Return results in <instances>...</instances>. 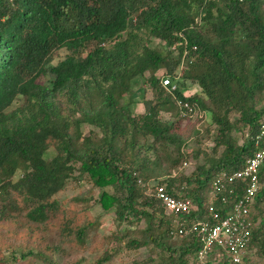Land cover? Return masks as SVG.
Wrapping results in <instances>:
<instances>
[{"label":"trees","instance_id":"16d2710c","mask_svg":"<svg viewBox=\"0 0 264 264\" xmlns=\"http://www.w3.org/2000/svg\"><path fill=\"white\" fill-rule=\"evenodd\" d=\"M147 36L161 40L165 50L147 44ZM58 48L70 54L50 64ZM159 68L164 74L157 77ZM145 72L149 74L136 86ZM41 75L46 84L37 81ZM164 76L173 89L161 84ZM192 85L199 92L187 94ZM145 87L151 98L143 99L144 111L135 114L129 104ZM262 89L264 0H0V219L9 224L21 219L26 224L21 235L29 229L28 237H33L35 228L58 209L52 196L77 171L99 189L102 210L112 208L119 221L144 220L146 232L158 230L163 243L156 245L171 252L164 240L185 239L177 248L178 264L187 253L190 264H196L199 238L192 232L177 235L176 224L145 183L153 178L170 195L190 199L196 210L178 216L184 226L198 219L217 221L206 214L207 184L221 170L241 168L257 149L253 137L264 106L256 109L255 98ZM124 94L128 100L119 105ZM18 95L22 105L7 110ZM178 100L200 114L194 124L208 115L215 128L214 146H222L207 168L197 166L179 184L174 176H149L164 169L161 152L169 149L182 156L185 139L172 122L158 117L159 111L182 117ZM81 123L99 129V137L79 138ZM232 130L245 131L241 144L231 137ZM49 150L53 153L46 158ZM176 162L170 161L171 167ZM261 177L264 159L259 187L247 202L248 250L254 243L263 247L264 222L257 226L251 216L253 206L264 199ZM244 186L235 180L220 188L213 201L219 218ZM74 231L81 239L84 228ZM129 244L138 247L146 240ZM224 259L213 261L230 264Z\"/></svg>","mask_w":264,"mask_h":264},{"label":"rangeland","instance_id":"374dc122","mask_svg":"<svg viewBox=\"0 0 264 264\" xmlns=\"http://www.w3.org/2000/svg\"><path fill=\"white\" fill-rule=\"evenodd\" d=\"M122 35L123 33L120 36ZM144 40L153 48L165 50L163 42L157 38L147 36ZM68 54L70 51L58 48L51 53L49 63L55 64ZM171 56L177 57L176 50L171 53ZM183 64L184 61H181L177 65L175 70L177 75L181 74ZM148 74L145 72L143 78L136 81V86L141 85ZM162 74H164L162 68L154 71V75L157 77ZM37 81L46 84L47 77L41 75ZM190 88L187 94L199 92L195 85ZM150 98L151 93L147 87L143 91H138L129 104L131 111L135 114L143 112L142 101ZM127 100V96L124 94L118 104L126 103ZM205 101L207 102V100ZM255 101L256 109L264 106V89L256 96ZM22 103L23 96L18 95L7 110L20 107ZM236 115V113L230 114V117ZM74 116H78V113H75ZM195 116L197 117L195 114L191 118L179 117L177 119L172 112L159 111L160 120L172 122L175 132L185 139V144L181 148L182 156L176 157L175 152L169 153V149L165 151L167 155L165 152H161V159L165 162L162 164L164 169L161 171L154 169L149 173V176H159L158 178L174 176L176 177L175 183L179 184L184 182L180 180L181 176L191 175L199 165L207 168L210 159H216L220 155L222 146H214L215 128L213 124H209L208 115L194 124ZM98 130L95 126L81 123L78 129L79 138L87 136L94 141L99 137ZM244 133L245 131L232 130L231 137L241 144L245 139ZM52 153L53 150H49L46 158ZM173 159H176L177 162L174 167H171L170 161ZM183 161L187 163L185 166L182 165ZM152 179L150 178L145 183L149 188L157 181ZM261 186H264V178H262ZM188 187L193 189L194 183H190ZM105 190L110 191V188L106 187ZM98 193L99 189L89 179L74 171L73 176L63 188L52 196L58 205L55 214L48 215L46 221L40 227L35 228L33 237H28L29 229H26L25 234L21 235L20 232L26 226L21 219L14 224L0 219V264H178L179 252L177 248L186 244L185 239L169 238L168 243L163 239L165 245L174 249L172 252L156 245V242H162L158 238V230L146 232L145 221L142 219H131V222L117 220L112 208L106 211L101 209L97 199ZM251 216L254 217L253 220L256 222L254 224L257 226L260 222H264V199L257 206H253ZM78 227L84 228L81 239L75 237L74 230ZM130 240L138 242L146 240V244L132 247L129 244ZM262 240L263 247L254 243L245 254L244 259L246 260L242 261V264H264V230ZM102 258H104L103 261L96 262ZM182 258L184 260L182 264H190V253L183 255Z\"/></svg>","mask_w":264,"mask_h":264},{"label":"built area","instance_id":"2783aa9c","mask_svg":"<svg viewBox=\"0 0 264 264\" xmlns=\"http://www.w3.org/2000/svg\"><path fill=\"white\" fill-rule=\"evenodd\" d=\"M160 82L165 87L169 85V89L174 88V84H169V78L166 76L162 77ZM177 104L180 107V116L186 118L196 114L200 117V114L188 102L178 100ZM253 144L257 149L245 159L241 168L233 171L221 170L207 184L206 214L212 219H217L211 224L205 219H198L184 226L183 218H178V216L196 210V206L186 197H174L167 193L164 185L158 180L150 186L154 190L155 197L160 201L164 213L171 216L176 224L177 235L182 236L187 232H192L199 238L200 247L196 252V264H205L208 260L217 261L223 258L230 264H240L245 258L250 243L247 202L252 201L259 187L258 169L264 159V119L259 122L258 131L253 137ZM186 164V162L182 163L184 166ZM235 180L245 183L244 191L240 197H236L229 212L219 218L218 213L213 209V201L220 195L219 191L223 185ZM220 199L222 202L225 201L223 196ZM214 249H217V252H214Z\"/></svg>","mask_w":264,"mask_h":264}]
</instances>
